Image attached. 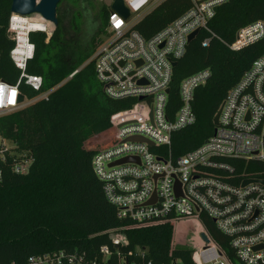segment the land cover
<instances>
[{
	"label": "built area",
	"instance_id": "2783aa9c",
	"mask_svg": "<svg viewBox=\"0 0 264 264\" xmlns=\"http://www.w3.org/2000/svg\"><path fill=\"white\" fill-rule=\"evenodd\" d=\"M164 1L123 0L129 11L124 19L112 11L114 0H106L110 11L106 33L86 63L93 65L95 80L107 98L132 102L111 115L113 142L92 159L104 197L116 209L117 219L128 225L104 232L114 249L102 246L96 257L58 251L32 256L26 264H154L145 249H125L124 231L160 225L172 227L173 248L189 250L192 264H264V186L250 183L242 187L246 180L264 178H243L235 170L236 162L264 164V54L227 92L217 111L213 135L174 158L172 137L195 124L194 93L207 83L211 72L203 69L182 79L174 96L170 93L173 64L185 55L194 32L198 31L194 40L206 33L201 46H209L211 35L215 37L209 24L217 8L228 0H189L187 11L145 39L135 27ZM35 32L45 34L48 42L51 25L38 14H11L8 33L14 46L10 59L21 74L14 85L0 81V117L46 101L55 90L41 92L42 78L25 73L34 55L29 35ZM263 37L264 21H257L239 29L227 47L237 51ZM21 83L39 94L28 99L20 91ZM20 95L22 104L18 103ZM4 142L0 138V157L9 150ZM126 158L132 160L112 166ZM29 164L24 160L12 171L23 175ZM203 215L230 239L227 251L206 230ZM168 257L160 264H184Z\"/></svg>",
	"mask_w": 264,
	"mask_h": 264
},
{
	"label": "trees",
	"instance_id": "16d2710c",
	"mask_svg": "<svg viewBox=\"0 0 264 264\" xmlns=\"http://www.w3.org/2000/svg\"><path fill=\"white\" fill-rule=\"evenodd\" d=\"M11 1L0 0V81L14 85L21 72L10 59ZM190 7L189 0H166L135 29L150 39ZM109 12L106 3L94 0H60L58 24L48 42L43 33L29 35L34 55L25 73L42 78L41 92L55 90L46 101L0 117V138L14 145L0 157V264H26L32 256L58 251L96 257L102 246L114 249L104 232L128 225L117 219L92 168L96 152L113 142L111 115L132 104L107 98L95 80L93 65H86L106 33ZM257 21H264V0H228L209 24L215 36L209 46H201L207 37L201 32L177 61L170 89L174 96L182 79L203 69H209L211 77L194 93L195 124L172 137L174 158L213 135V118L227 92L264 54V37L237 51L227 47L239 29ZM20 91L28 99L39 94L24 83ZM24 160L30 161L27 172L15 174L12 167ZM235 168L243 178H264L263 163L236 162ZM202 222L227 251L230 239L206 215ZM124 234L125 249H145L154 264L167 262L169 255L192 264L189 250L173 248L169 225L127 229Z\"/></svg>",
	"mask_w": 264,
	"mask_h": 264
},
{
	"label": "water",
	"instance_id": "95a60500",
	"mask_svg": "<svg viewBox=\"0 0 264 264\" xmlns=\"http://www.w3.org/2000/svg\"><path fill=\"white\" fill-rule=\"evenodd\" d=\"M59 1L60 0H12L10 12L11 14H15L19 16H30L32 14H38L44 21H46L51 25V29L53 31L58 24L56 18V12ZM111 9L113 12L117 13L124 19L129 17V11L125 7L123 0H114V2L111 4ZM197 33L198 31L190 35L189 43H191L194 40ZM175 65L176 64H173V67H175ZM23 100L24 97L20 95L18 97V103L22 104ZM218 116H219V112H217V114L213 118V125L215 127L218 124ZM132 140L141 141V139H132ZM148 144L151 146V143ZM131 160L132 159L130 158H126L121 161H118L117 163H114L112 166L127 163L130 162ZM250 183H259L264 186V181L246 180L242 183V187H245ZM203 239L205 240L204 237Z\"/></svg>",
	"mask_w": 264,
	"mask_h": 264
},
{
	"label": "rangeland",
	"instance_id": "374dc122",
	"mask_svg": "<svg viewBox=\"0 0 264 264\" xmlns=\"http://www.w3.org/2000/svg\"><path fill=\"white\" fill-rule=\"evenodd\" d=\"M96 4H104L106 0H94ZM6 148H9V150H12L14 148L13 143L5 141Z\"/></svg>",
	"mask_w": 264,
	"mask_h": 264
}]
</instances>
